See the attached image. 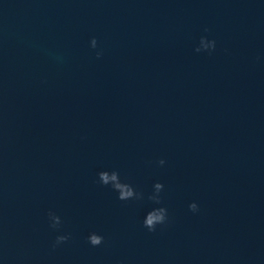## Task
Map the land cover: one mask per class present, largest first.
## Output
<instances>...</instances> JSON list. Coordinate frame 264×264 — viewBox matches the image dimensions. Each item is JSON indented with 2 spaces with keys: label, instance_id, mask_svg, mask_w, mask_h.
Masks as SVG:
<instances>
[{
  "label": "clouds",
  "instance_id": "clouds-1",
  "mask_svg": "<svg viewBox=\"0 0 264 264\" xmlns=\"http://www.w3.org/2000/svg\"><path fill=\"white\" fill-rule=\"evenodd\" d=\"M96 46H97V40L93 38L91 40V47L96 48ZM215 46L216 45L214 40L210 41L206 37H201L200 46L196 48V51L197 52L212 51L215 49ZM96 55L97 58H99L102 55V53L97 52ZM164 163H165L164 160L159 161L160 165H163ZM98 178L100 183H102L103 185L110 184L112 188L118 192V199L122 201H126L133 198L143 199L142 193L135 192L132 186H130L127 183L121 182L119 174L116 171H112V172L101 171L98 173ZM163 187H164L163 184L156 183L154 185L155 193L153 195H150L148 199L156 204H160L161 198L159 193L162 191ZM189 210L192 211L193 213H196L199 210L198 205L195 202L191 203L189 205ZM48 216L51 221L50 226L54 229L58 228L61 224L60 217L52 212H49ZM167 220H168L167 209L164 207H158L152 209L146 214L143 224L144 227H146L150 232H154L156 230L157 225H164L167 222ZM69 238L70 237L68 235H58L56 237L53 247H56L60 244L67 242ZM88 241L92 246H99L103 243V237L96 233H91L88 236Z\"/></svg>",
  "mask_w": 264,
  "mask_h": 264
}]
</instances>
